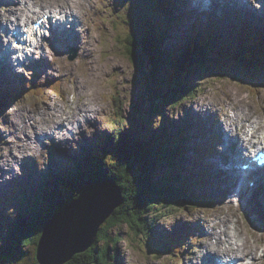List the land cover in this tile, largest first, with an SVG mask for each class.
Returning <instances> with one entry per match:
<instances>
[{"label": "rangeland", "instance_id": "1", "mask_svg": "<svg viewBox=\"0 0 264 264\" xmlns=\"http://www.w3.org/2000/svg\"><path fill=\"white\" fill-rule=\"evenodd\" d=\"M21 1L19 0V2ZM31 1L39 2L44 9L55 10L58 14L59 10H62L73 12L77 17L69 28L62 24L65 30H62L60 26L57 29L53 28L52 31L48 29L47 32L49 31V33L46 32V29H41L35 46L32 43V46L28 45L26 50L25 47L19 49L15 47L8 48L7 42L9 41L6 34L9 28L18 22L12 14V11H16V9L15 5H13L12 10L9 4L0 5V48L5 46L6 50L14 49L12 51L17 53L16 56H20L18 59H21L20 63L17 64L16 74L14 71L11 73L14 75L8 74L6 66H0V88L3 86L5 89L0 90V94L4 95V99L0 102V104L3 103L2 106L0 105V239L2 241H0V247L8 244L6 237H2L4 225L7 228L8 224L14 225L21 221L31 222L40 210L46 209L43 197L50 193L46 191H52V188L57 186L59 179H64V171L57 172L54 167L57 166V169L60 166L61 169H64L63 165L69 164L66 163V159H68L66 157L77 155L84 148L81 145L83 142L85 145L90 146L89 143L96 138L95 136L98 134L101 136L104 131L112 126L116 127L117 123L114 120H116L115 118L118 117L119 113H122L120 115L123 127L130 130L129 133L134 135V139L144 141L149 140L155 133H168L169 137L174 136L178 127L181 126L185 129L190 122L193 126H196L195 117L206 123L207 126L211 125L209 131L200 134V137L203 141L210 140L213 131L215 137L222 139L223 145L220 149L218 148L222 158L218 157V159L213 156L214 158L210 162L219 164L218 166L221 167L219 161L221 159L224 163L222 164V170L225 169V171H227L228 166L224 157L230 153L227 146L229 135L228 133L222 134L223 132H230L226 113L234 118L238 116L234 119L235 126L233 129L238 128L232 134L236 133L240 136L252 121L256 119L264 121V86H257L255 93L249 92V85L238 81V68L230 65L229 60L226 58H224V64L222 65L225 70L224 76L218 72V69L216 70L214 65H210L207 69L203 66L196 67L189 74L188 80L185 77L192 88L196 89V92H193L194 89L192 91L194 93L192 99L178 107L174 105L181 101L177 100L172 104L168 102L169 98L165 94L170 91V86L165 81H167L168 74H171V66L168 64L160 65L156 69L151 66L145 68L147 58L144 46H148L149 43L146 41L142 46L141 42L139 43L135 39L134 43L130 44L127 49L125 48L126 43L123 41L128 40L129 34H134V32L137 33L135 35L138 38L144 37V23H149L148 27L151 28L156 22V28L161 27L165 19L168 18L164 14L167 9L163 8V0ZM19 2L17 3L19 4ZM194 3L196 2L191 3V0H187L182 7L176 4H172L173 7L167 6L172 9L173 17L178 19L176 22L177 28L170 27L173 29L165 34L164 43H160L157 49V56L160 55L162 60L170 59L171 61L175 58V54L178 53L176 48L186 40L184 36L187 34L188 28L189 35L195 33L193 28L197 26L208 25V27L217 28L221 33V38L215 40L214 46H218L217 42H221L223 45L225 43L231 44L232 39L229 32L242 24L243 21L239 20L240 16L244 15L246 17L248 13H253L254 17L251 18L253 24L260 26V29L264 32V14L253 10V4H246V9H249L248 12L239 8L238 5L235 8L231 7L230 10L225 11L227 17L225 23H222L199 18L196 12L192 13ZM19 5V14L25 17L24 13H20L24 7L22 4ZM36 7L41 8L38 5ZM237 9L242 11L238 12ZM217 13L221 12L217 11ZM153 15L157 16L156 19L152 17ZM7 16L10 17L8 21H12L8 25L5 23ZM58 16L64 18L62 14ZM70 19H73V17ZM201 20H205L204 23ZM1 21H3L4 26L8 27H4L5 32ZM53 37L58 40L55 43L56 45L51 42ZM71 39H76L77 43L70 41ZM9 44L11 43L9 42ZM23 49L24 51H22ZM74 50L78 51V56L71 60L70 56L74 54ZM23 58H25V61ZM142 58L144 65H141L140 62ZM2 74L5 76L2 77ZM29 78L34 79V82H38L39 88L37 90L44 87L45 89L41 90L42 92L45 91L47 95L21 96L16 88L19 85L23 86L25 79ZM55 80L61 81L64 97L51 91V88L56 87H50L49 85ZM11 86L16 87L13 89ZM5 91L6 93H4ZM154 95H157L160 101L156 105L158 111L151 102L156 99ZM191 115L194 118H191ZM243 124L245 127L242 128ZM194 131L197 132L195 129ZM261 132L264 133V129ZM190 133L192 134L191 131H188L186 136L191 137ZM30 156H32V159ZM187 156L194 155L187 153ZM204 158L202 156L201 160H195L191 157L192 161L190 163L194 167L200 161L201 165L207 167ZM62 161L64 164H62ZM38 166L44 170L42 176L31 173V169L33 171V168L36 169ZM184 166L182 169L183 175L191 173L195 176V171L191 169L189 164H184ZM218 170L215 169L214 172ZM168 172L169 169L166 166H161L154 176L160 178L161 175L168 174ZM106 178L103 176L101 180ZM194 179H197V177ZM90 182L92 181L86 182L84 186L86 187ZM229 183L228 177L224 174L222 181L216 179L215 185L205 192L208 195H211L209 192L222 194L218 205L214 209L208 211L207 207L201 208L203 206L199 205L197 209L203 212L199 214L196 210L193 217H188L191 210L182 214H180V211H168V216H162L163 213L158 212V218H160L156 224L158 227H154V231L153 228L152 231H149L147 225V229H144V232L148 233L149 231V235L145 233L144 236H137L133 232L130 233L128 226L125 224L119 226L118 230L110 231L109 236L114 237L120 233L122 239L117 242H114L113 238L107 240L109 253L112 257L114 256L110 259L109 264H180L187 263L191 258L196 259L198 254L204 253V237L201 241L199 239L189 240L184 246V254L179 256V249L177 250L179 253L172 252V255H170L167 251L151 252L152 246L149 247L153 238L164 237L167 241L171 239L168 237L173 236L175 232L188 230L190 224L196 227L200 225L197 236H204L205 232H201L202 229H210V225L220 223L221 219L223 220L222 226L228 224L230 229L237 224V220L248 225L250 229L255 228L254 224L258 222L262 224L261 227H264V215H262L264 195H262L263 200H261L262 208L255 206L261 198L259 195H254V190L248 193L250 195L249 199L242 197L238 202L235 195L231 196L233 189L230 188ZM117 186L121 188L118 184ZM33 191L42 194L43 197L41 196L40 199L34 198L31 201L27 194ZM82 192L79 197L84 194ZM255 196L259 197L256 201L251 199ZM79 197L73 201H68L64 205L67 210L70 204L78 201ZM123 202L122 196L120 206ZM64 206L48 220L44 225V229L63 211H67ZM229 211H231V214L227 213ZM227 214L231 216L232 220L226 221ZM112 215L113 213L101 224V227H98L99 232ZM154 215V213H151L150 217ZM204 218L209 222L207 225L204 223ZM142 219L145 220V215L142 216ZM249 222L250 224H248ZM251 233L259 234L253 230ZM97 238L92 244L89 241L91 238H88L87 241L90 243V247L84 252L90 250L96 242H99ZM221 238L218 239L219 244L214 251L216 249L217 251L222 250V243L225 240L222 241ZM216 240H209L206 244L211 245ZM39 242L36 246L23 247L22 250L15 251L14 254H11V252L5 254V251L0 248V264H44L43 261H40L36 250L39 247ZM99 244L101 247H107L104 241ZM78 254L80 253L74 256ZM12 255L13 257L10 260ZM73 258L71 257L64 264L69 263ZM261 264H264V262Z\"/></svg>", "mask_w": 264, "mask_h": 264}, {"label": "trees", "instance_id": "2", "mask_svg": "<svg viewBox=\"0 0 264 264\" xmlns=\"http://www.w3.org/2000/svg\"><path fill=\"white\" fill-rule=\"evenodd\" d=\"M165 2L167 1L165 0ZM148 26L149 23L143 24L145 29L144 41L142 38H139L140 40L137 38L136 32L134 34L130 33L128 40H123L127 49L130 44L134 43L135 39L139 43L141 42L142 46L144 42L149 40L150 49L149 45L144 46L147 58L145 68L149 65L148 60L154 62V53L159 47L161 38L165 35L162 26L160 29L155 28L154 24L151 28ZM255 47H257L258 52L264 50V46L257 42ZM208 49L209 46L198 44L197 38L189 39L175 54L174 60L169 61L173 70L172 79L167 80L170 86L168 96L170 101L185 100L192 95L193 88L187 81L188 76L196 67L203 66L205 69L209 67L206 51ZM238 52L236 49L230 53L237 54ZM253 53L255 52H246L235 56L236 64L241 66L239 75L236 73L238 81L248 84L250 91H254L257 86L264 83V79L259 82V76L255 72L261 69L260 67H264L263 58L261 59V54ZM157 54L155 55L156 58ZM256 56L260 57L257 58ZM142 61L143 58L140 62L141 65H144ZM158 65L159 62L155 65L151 64V67L157 68ZM218 72L222 76L225 74L222 67L218 68ZM185 77H187V80ZM112 137L114 138L110 140L113 145L112 150L110 152L103 150L99 156L88 153L83 155L81 161L86 165L81 168L79 175H70L69 178L61 180V186H57L56 189H52L48 195L44 196L43 203L46 204V209L40 210L31 222L21 221L14 225L8 224L7 228L5 225L3 226L2 237H6L8 244L0 248L5 251V254L7 252L14 254L15 251L22 250L23 247L28 245H38L44 225L48 220L68 201L78 198L84 190L86 182L100 175L113 178L123 191L124 202L113 213L108 222L103 225L97 238L99 242H96L90 250L74 256L73 260L67 264H109L110 259L114 256L112 257L109 253L107 240L113 238V241L117 242L122 239L120 233L114 237L109 236L110 231L118 230L119 226L125 224L128 226L130 233L133 232L137 236H142L147 233L144 232L147 225L149 229V223L154 222V219L150 217L151 213L155 214L154 218H158V212L167 215L168 211H186L199 205L203 206L206 203L203 198L194 194L192 190L183 187L185 182L181 179L180 172H176L175 169L179 166L180 159L186 160V158L182 157L183 148L181 145L178 147L173 139L162 142L158 137L153 136V139L151 138L149 141H136L132 140L131 134L120 135L118 133L112 134ZM163 165L170 167V173L156 178L154 175L157 169ZM79 166L81 165L79 164ZM143 215H145V220L142 219ZM103 241L107 244V247H101L99 243ZM36 250H38V247ZM12 257L13 255L10 260Z\"/></svg>", "mask_w": 264, "mask_h": 264}, {"label": "bare ground", "instance_id": "3", "mask_svg": "<svg viewBox=\"0 0 264 264\" xmlns=\"http://www.w3.org/2000/svg\"><path fill=\"white\" fill-rule=\"evenodd\" d=\"M167 2H165V0H163L164 4L166 6H172V4H176V5H179L181 7V5L185 4L186 0H166ZM195 1V0H193ZM19 2V0H0V5H7L9 4L11 6V10L13 8V5H15V9L16 11H12V14L13 16H15V18L17 19L18 23L21 25V27L17 26L15 28V32H16V37H14L17 41H19V39H21V35L23 37H26V35L24 34V32H22L26 27H31L32 29L35 28V24H37L40 20H42L46 14L48 13L50 15L51 18H53V11H50L49 9H44V7L41 6V3L37 2L36 1H31V0H22L21 2H19V4H22V6L24 7V9H22V12L20 13H24L25 17H22L21 15L22 14H19V9H20V5L17 3ZM196 3L194 4V10H192V13H195L199 15V18L203 17L204 19L206 20H212L215 21L217 20L218 18L220 17H226V12H221V14H216L214 11L210 10V9H205L204 8V4L206 6H208L209 4L205 1V0H197L195 1ZM36 5L40 6L41 8L39 7H36ZM253 10H255L256 12L260 11V12H264V9L262 10L261 6L259 4H253ZM5 7V6H4ZM224 7H227L226 9L229 10L231 9V5H224ZM238 7L241 8L242 10H244L247 5L245 3H238ZM222 8V6H221ZM235 8V7H234ZM203 10V13H202V16L199 14V12ZM242 10L240 9H237L236 11L238 12H241ZM190 12V11H189ZM57 15V13H56ZM55 15V16H56ZM88 16V15H87ZM89 17V16H88ZM5 18V17H4ZM13 18V17H12ZM55 18L51 19V25L50 27H53L55 25H57V22H61L62 19L60 17H58V20H55ZM5 20V19H4ZM10 20V17L7 16V20L5 21V23L8 25V23H11L12 21H8ZM223 20V19H222ZM2 22V28L5 32V29L4 27V24H3V21ZM47 20H43L42 22V26H44L46 24ZM92 22V21H91ZM97 22V21H96ZM67 23H70V24H67ZM74 23V21H70V20H67L65 22V26L67 28L70 27V25H72ZM85 24V23H84ZM94 24V23H93ZM59 25H61V23H59ZM264 26V25H263ZM89 27V26H88ZM8 28V27H6ZM87 29V28H86ZM52 31V30H51ZM90 32V31H89ZM49 33V31L47 32ZM6 34V33H5ZM68 34V33H67ZM45 36V35H44ZM49 36V35H48ZM6 37L9 41H13L14 39L11 37V34L10 32L8 31V33L6 34ZM36 39V36H32V41H34ZM67 39V37H66ZM51 42H53L54 44L56 43V41L58 42V40L56 38L53 37V39L51 38ZM70 41L72 42H75L77 43V40L76 39H71ZM83 41V40H82ZM84 42V41H83ZM92 44V43H91ZM218 45L222 46V43L220 42H217ZM56 45V44H55ZM18 46H21V45H18ZM84 46V45H83ZM88 46V45H87ZM86 46V47H87ZM46 47V46H44ZM47 48V47H46ZM51 50V49H50ZM49 50V51H50ZM66 50V49H65ZM14 53V51H12ZM44 52V51H43ZM48 53V52H47ZM46 53V54H47ZM45 54V53H44ZM0 61L8 64V59L4 57V55L2 54V49L0 50ZM53 56V55H52ZM175 57V56H174ZM53 58V57H52ZM156 58V56L154 55V59ZM43 60V59H42ZM61 60V59H60ZM168 60V59H167ZM174 60V59H172ZM171 60V61H172ZM41 61V60H40ZM170 61V59H169ZM142 63L144 64V61H142ZM148 63L151 65V64H154V62H150L148 60ZM16 63L15 62H12L11 65H5L7 68V71L9 72L8 74L10 75L11 73H13L12 71L15 72L16 74V70H17V67L15 68V65ZM235 65H237L236 63H234ZM238 66V65H237ZM14 68V69H13ZM11 71V72H10ZM76 71V70H75ZM18 73V72H17ZM11 75H14V74H11ZM75 75V74H74ZM5 75L2 74V77H4ZM168 77H169V80L172 79V75L168 74L167 76V80H168ZM27 78V77H26ZM26 80V79H25ZM23 84V83H22ZM251 86H254V85H251ZM3 89V86L0 88V90ZM53 89V88H51ZM79 90V89H78ZM3 92V91H2ZM194 93H192V96H193ZM11 101L12 99L9 98ZM1 102V101H0ZM227 104V103H226ZM77 105V104H76ZM75 105V106H76ZM224 105V104H223ZM64 108V107H63ZM226 108V107H225ZM233 108V107H232ZM79 109V108H78ZM261 109V108H260ZM69 110V109H68ZM240 110V109H239ZM72 111V109H71ZM234 111V110H233ZM241 112V111H240ZM235 113V112H234ZM70 114V113H69ZM121 114V113H120ZM119 114V115H120ZM218 114V113H217ZM245 114V113H244ZM96 115V114H94ZM227 117L226 120L228 119V122H227V125L230 127L229 130L230 132H223V128H222V134H225V133H228L229 137L227 138V145H228V149L230 150L231 148V155L229 156L228 158V162L226 161V156L224 157V160L227 162V166H228V169L227 171L228 172H232L233 173V177L235 179V183L237 185H239V188L241 189L242 192H245L247 189L248 191H251V190H254L253 193L256 194V195H259V196H262L264 195L263 192H264V184H262L263 182L261 181V179L259 177H257V180H254L253 178H251L250 176H248L247 174L249 173H244L242 170H240L237 166V161L239 160V158H241L243 155H241L244 151L241 149L244 148L243 144H242V140H244L242 137L240 136H235L234 134H232L233 132V127L235 126V122H234V119H236L238 116H236V118H234L233 116H230L228 113H226ZM215 116V115H214ZM243 116V115H242ZM121 118V117H120ZM191 118H194L192 117L191 115ZM77 120V119H76ZM99 122V121H98ZM32 124V123H31ZM37 124V123H36ZM88 124V123H87ZM107 124V123H106ZM242 124V123H241ZM195 125L196 126H193V130L195 129L197 132L198 131H201L204 129H201L200 128V121L198 119H196L195 117ZM237 125V124H236ZM260 125V126H259ZM64 126V125H63ZM244 126V124H243ZM259 127L263 128L264 125L261 124V121L259 120H254L250 123L249 125V130L245 131L246 135L248 136L250 132L254 133L256 131V129ZM78 128V126H76ZM94 127V126H92ZM245 127V126H244ZM61 129V128H60ZM80 129V128H79ZM65 130V129H64ZM88 130V129H87ZM226 130V129H225ZM34 131V130H33ZM53 131V129H52ZM20 132V131H19ZM67 132V131H66ZM70 132V131H68ZM74 132V131H73ZM211 132V131H210ZM258 132H256L257 134ZM81 134V133H79ZM211 134H215L213 131ZM68 135V134H67ZM57 136V135H56ZM92 136V135H91ZM219 136V135H218ZM247 136L245 137V139H249L247 138ZM44 137V136H43ZM59 137V135H58ZM64 137V136H63ZM51 138V137H50ZM83 138V137H82ZM51 140V139H49ZM72 141V140H71ZM70 141V142H71ZM213 142H220L222 143V139L220 137L216 138V140H212ZM249 141H255V140H252L251 138L249 139ZM49 142V141H48ZM65 142V140H64ZM51 143V142H50ZM74 143V142H73ZM56 144V143H55ZM65 144V143H64ZM69 144V143H68ZM78 145V144H77ZM76 145V146H77ZM220 145H223V144H220ZM39 146V145H38ZM75 146V147H76ZM237 146L236 149H233ZM35 148V147H34ZM77 149V148H76ZM45 150V149H44ZM35 151V150H34ZM33 151V152H34ZM37 151V150H36ZM241 151H243L241 153ZM217 154L214 155H209V156H214L215 158L217 157H220L222 158V155L220 154V151L218 150L217 148ZM241 153V154H240ZM239 154H240V157H239ZM41 156V155H40ZM62 157V156H61ZM192 159L194 156H191ZM30 158L32 159V156H30ZM68 158V159H66ZM64 159L66 160H72V157H66ZM29 159V158H28ZM219 159V158H218ZM204 160L206 161L205 164H207V167L206 165H199L198 167L195 168V166L193 167L192 165H190L191 169L194 170L197 174L199 175H202V173H204V177L207 178V180L209 181L210 185L214 186L215 183H216V179H219L222 181V177L224 174L228 173L227 171L222 170V161L221 159L219 160L221 162V167H219L218 165L219 164H216L214 162H210L212 161L211 158H208L207 156L204 158ZM192 161V160H191ZM63 162V161H62ZM211 165H210V163ZM198 164V163H197ZM226 164V163H225ZM57 167V166H56ZM189 167V168H190ZM214 168V169H213ZM31 169V168H30ZM44 169V168H43ZM53 169V168H52ZM188 169V168H187ZM197 169V170H196ZM203 169V170H202ZM215 169H219L218 171L214 172ZM183 171V170H182ZM181 171V172H182ZM200 171H201V174H200ZM44 170L41 169V167L38 166V168L34 169L33 168V171L31 169V173L32 174H36V175H41L43 174ZM210 172H214V174L211 175V177H209L210 175ZM30 173V172H29ZM30 173V174H31ZM183 174V173H182ZM191 174V173H189ZM185 177H193L194 178V175L191 174L189 176H186V175H183ZM216 177V178H215ZM200 179V177H199ZM61 180H64V179H61ZM16 182V181H15ZM252 182H253V185H252ZM20 183V182H19ZM18 183V184H19ZM85 185V184H84ZM243 187H242V186ZM183 186H185L183 184ZM19 187V186H18ZM32 187V185H31ZM116 187V186H115ZM261 188V189H260ZM262 191V192H261ZM210 194H212L211 192H209ZM235 193V190L233 189L232 190V193H231V196H233ZM14 196V195H13ZM218 197H222V195H217ZM122 199H120V197L118 198V202L120 203ZM261 199L259 201L256 202L255 206L257 208H261ZM230 203V202H229ZM73 207V206H71ZM66 209V207H64ZM193 212H195L197 209L195 208H192L191 209ZM197 212L199 213L200 212V209L197 210ZM231 211L227 212V213H230ZM114 213V212H113ZM7 214V213H6ZM231 214V213H230ZM264 215V213H263ZM9 216V215H8ZM4 217V216H3ZM8 218V217H6ZM232 220L231 216L229 214H227V219L226 221H230ZM220 223H216L214 225H212V227H210V229L208 228H203L201 232H205L204 234V239H205V248L204 251H205V254L208 256V258H212L213 255H210V249H215V246H217L219 244V238L222 237V241L225 242V244H223V246L231 249L230 250V253H229V256L232 260L235 261L234 264H261L264 262V227H261V223H257V225H254L255 228L252 227V229L248 228V225H245L244 223H241L240 221L237 220V224L233 226V228L231 227V229L229 228V225H224L222 226V219L219 221ZM204 223H209L207 219L204 218ZM250 224V222L248 223ZM253 224V223H252ZM49 225H51V222L49 223ZM150 227L149 229L153 228L155 229L154 227H158V226H155V224L152 222V223H149ZM191 225V224H190ZM95 232V234H97V231L99 230L97 227H93L92 228ZM234 229V230H233ZM234 233H233V231ZM256 231L258 232L259 234L257 233H251V231ZM99 232V231H98ZM149 235V231L148 233H146V235ZM221 235L220 237L218 235ZM96 238H97V235H95ZM144 236V234L142 235ZM199 239H201V236L199 235L198 236ZM216 240L215 243L213 244H206L207 241L209 240ZM224 239V240H223ZM96 240V239H95ZM202 240V239H201ZM89 241H91V239H89ZM159 245L161 242V240H159L158 238H153L151 241H150V246L149 247H154L156 246L155 242ZM92 246V245H91ZM151 247V252H154L156 253V249L152 248ZM196 255V254H195ZM204 255V253H203ZM202 256V254H198L196 259H192V262H197L196 264H204L200 259V257ZM74 257V256H73ZM214 258H217L214 256ZM223 262H226L227 261L224 259L222 260V264H225ZM229 262H231V260H229ZM188 263V262H187ZM187 263H180V264H187ZM210 264V263H208Z\"/></svg>", "mask_w": 264, "mask_h": 264}, {"label": "water", "instance_id": "4", "mask_svg": "<svg viewBox=\"0 0 264 264\" xmlns=\"http://www.w3.org/2000/svg\"><path fill=\"white\" fill-rule=\"evenodd\" d=\"M121 192L112 178L88 183L78 201L70 204L67 211L44 229L38 247L40 261L64 264L75 254L87 250L90 247L88 238H91V244L96 239L92 228L101 227L120 206L118 198L122 199Z\"/></svg>", "mask_w": 264, "mask_h": 264}]
</instances>
